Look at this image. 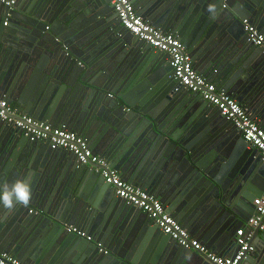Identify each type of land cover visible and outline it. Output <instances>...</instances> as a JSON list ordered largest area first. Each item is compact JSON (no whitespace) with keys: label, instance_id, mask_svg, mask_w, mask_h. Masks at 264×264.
Instances as JSON below:
<instances>
[{"label":"water","instance_id":"1","mask_svg":"<svg viewBox=\"0 0 264 264\" xmlns=\"http://www.w3.org/2000/svg\"><path fill=\"white\" fill-rule=\"evenodd\" d=\"M132 2L147 22L180 39L201 75L214 70L211 82L264 128V53L243 24L249 19L264 33V0ZM173 73L168 54L125 30L110 0L0 3V98L84 137L123 179L157 196L191 237L232 256L239 247L227 235L248 226L254 200L264 196V156ZM97 169L0 120V188L18 179L31 186L29 204L16 206V217L27 218L15 221L0 204V251L28 264H213L117 197ZM174 172L192 179L169 183ZM263 225L264 218L247 228L251 245L264 243ZM68 226L87 230L92 241ZM146 232L160 247L142 262L133 253ZM257 251L244 264H264Z\"/></svg>","mask_w":264,"mask_h":264},{"label":"built area","instance_id":"2","mask_svg":"<svg viewBox=\"0 0 264 264\" xmlns=\"http://www.w3.org/2000/svg\"><path fill=\"white\" fill-rule=\"evenodd\" d=\"M229 1L223 0L224 7H227ZM110 2L124 29L157 51L168 54L174 71V79L191 93L201 95L205 101L216 106L220 114L242 133L245 141L264 156V128L236 99L219 90L215 83L197 71L191 55L186 52L180 39L175 34L164 33L147 22L138 14L132 0H110ZM0 3L11 7L15 4V0H0ZM243 24L249 40L255 46L260 47L264 53V34L247 19L243 21ZM65 49L68 50V46H65ZM0 120L20 129L32 141H46L53 150L60 149L72 153L79 165H96L97 171L100 172L105 182L115 188L117 197L147 214L163 234L170 236L181 247L204 254L211 263L244 264L246 254L254 252V247L250 244L252 234L248 235L245 227L236 232V243L239 250L234 255L220 256L211 252L200 240L191 237L179 221L166 211L159 198L125 181L117 170L109 167L104 158L94 153L84 137L69 130L66 126L54 127L48 122L37 120L24 112L21 113L7 99L2 98H0ZM254 205L256 215L249 220L247 224L249 228L258 227L264 218V196L256 198ZM261 230L264 231V225L261 226ZM67 232L92 241L91 235L76 226L67 227ZM96 246L100 252L106 255L110 253L101 241L96 243ZM0 264L27 263L20 261L10 253L0 251Z\"/></svg>","mask_w":264,"mask_h":264},{"label":"crops","instance_id":"3","mask_svg":"<svg viewBox=\"0 0 264 264\" xmlns=\"http://www.w3.org/2000/svg\"><path fill=\"white\" fill-rule=\"evenodd\" d=\"M247 20H249V19H247ZM255 25V24H254ZM256 26V25H255ZM264 34V33H263ZM197 71H199V70H197ZM210 71V70H209ZM209 72L207 71L205 74H208ZM204 74V75H205ZM205 77V76H204ZM210 81H213L214 79H215V77H216V74H214V70L213 71H211L210 73H209V76H206ZM193 94V93H192ZM2 99H7L8 101H9V99L7 98V97H5L4 95L1 97ZM10 103V102H9ZM15 107H17L18 109H19V111L21 112V113H25V111L20 107V106H15ZM181 116L182 117H185L186 116V114L185 113H182L181 114ZM187 118H188V116H187ZM90 145V144H89ZM90 148H91V146H90ZM92 150H93V148H91ZM94 151V150H93ZM178 173V174H177ZM174 172V173H172V174H177V177L175 178V179H173L172 178V176H171V174L169 175L170 176V178H172L173 180H168V182L169 183H172V182H174L175 180H177V179H179V178H184L185 179V181H191V177H190V175L189 174H187V173H181V172ZM257 174V173H256ZM253 175H251V177H250V179H249V181H248V183L249 184H251V182L253 181V179L255 178H253L252 177ZM125 180V179H124ZM251 180V181H250ZM126 181V180H125ZM243 187H245V186H243ZM140 188V187H139ZM178 189H180V188H178ZM181 189H182V186H181ZM157 197V196H156ZM261 197V196H260ZM158 198V197H157ZM257 198H259V197H257ZM255 201V200H254ZM166 208V207H165ZM13 211V212H12ZM12 212V213H11ZM14 212H15V221H17V220H23L24 218H27L28 216H27V214L26 213H24V212H22V214H21V216H20V218L19 217H16V214L18 213V211H17V207H16V210L14 211V210H11L10 212H9V214L11 213V215L12 214H14ZM27 213H28V211H27ZM10 215V216H11ZM145 216V215H144ZM20 222L18 221L17 222V224H19ZM69 227V226H68ZM77 227V226H76ZM246 229V233H247V228H249L248 226H244ZM244 227H238V228H235L234 230H231V233H229V235H227L228 237H231L232 238V236H235V238H236V232H237V230L238 229H241V228H244ZM79 228V227H78ZM80 229V228H79ZM233 229V228H232ZM82 230V229H81ZM83 231H85V232H87V230H83ZM88 233V232H87ZM154 234L155 233H151V232H146L145 234H143L141 237H139L138 239H136V241H135V246H134V248H135V250H134V253L133 254H135V258H137L138 260H140V261H142V262H144L145 260H146V252L148 253V250H152V251H154V250H158V248L160 247L159 246V244H158V242H156V240H155V236H154ZM193 238H195V239H198V240H200L201 241V237H199V236H196V237H193ZM236 240V239H235ZM55 243V242H54ZM58 242H56V244H57ZM159 246V247H158ZM253 247H254V252H256L257 251V248H259V250L257 251V252H260V253H263L264 252V243L262 242V243H259L258 242V240H256L255 239V241L253 242V245H252ZM211 252H213V253H216V254H218V255H220V256H226V255H224V254H221L220 252H217L216 250H214V249H212V248H210L209 246H206ZM65 249V248H64ZM150 250V251H151ZM67 253H68V255L69 256H76L77 255V253H76V251L74 250V251H72V250H69V248H66V250H65ZM150 251H149V253H150ZM7 253H9V252H7ZM11 254V253H10ZM13 256H15L14 254H12ZM17 259H19L20 261H22V262H24L23 260H21L19 257H17V256H15ZM88 259V258H87ZM256 260V259H255ZM258 261V259L256 260V262ZM26 263V262H25ZM246 263H248V262H246ZM28 264V263H27ZM249 264V263H248Z\"/></svg>","mask_w":264,"mask_h":264},{"label":"clouds","instance_id":"4","mask_svg":"<svg viewBox=\"0 0 264 264\" xmlns=\"http://www.w3.org/2000/svg\"><path fill=\"white\" fill-rule=\"evenodd\" d=\"M31 200V186L23 180L15 181L11 186L0 188V204L12 210L17 205L27 206Z\"/></svg>","mask_w":264,"mask_h":264}]
</instances>
